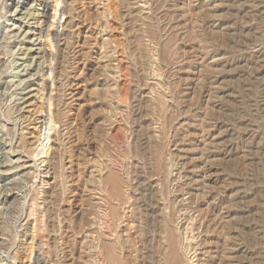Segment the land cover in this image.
Returning <instances> with one entry per match:
<instances>
[{"label":"rangeland","instance_id":"obj_1","mask_svg":"<svg viewBox=\"0 0 264 264\" xmlns=\"http://www.w3.org/2000/svg\"><path fill=\"white\" fill-rule=\"evenodd\" d=\"M40 4L0 0V264H164L168 230L194 264H264V0H65L51 78Z\"/></svg>","mask_w":264,"mask_h":264},{"label":"bare ground","instance_id":"obj_2","mask_svg":"<svg viewBox=\"0 0 264 264\" xmlns=\"http://www.w3.org/2000/svg\"><path fill=\"white\" fill-rule=\"evenodd\" d=\"M65 3V0H41V4L40 6H43V18H45V20L43 21L45 24H46V35L43 36L45 38L44 42H40V50L42 52V57L40 58L41 60H43V63L42 64H45V66L47 67V73L49 72V77L51 78V76L53 75L54 72H56V67H54L53 63H54V60L57 59L56 56H54V53H52L50 50H52L54 48V40H51V36H53L54 38L53 39H57L59 38V33L56 29H58V26H59V22H60V19L62 18V16H64L65 14H67V7H66V4L65 6L62 7V4ZM73 9V8H72ZM50 10H52V14H51V18L52 20H49V17H50ZM72 14V13H71ZM55 32H52L54 31ZM41 33H42V30H41ZM40 33V34H41ZM17 35V34H16ZM15 35V36H16ZM25 35V34H24ZM61 38V37H60ZM27 51H30L32 50L31 48L30 49H26ZM37 52V51H35ZM4 55V54H3ZM59 60V59H58ZM57 60V61H58ZM38 74V73H37ZM64 75V74H63ZM50 78H47L46 75L43 76V83H42V86L41 88H39L38 90V93L41 95L39 98H36L40 103V107L39 109L36 111V115H39V118H36L34 119V122H35V128L36 129V132L38 134L37 136V140L36 142L34 143V145L32 146V148H30V152L29 153H26L28 157L31 158V161L33 162V164H30L28 166V168H37L40 169L41 167V164L44 163L46 160V157L48 156V152H49V144H50V141H51V134H52V131L55 129L56 125L58 124L57 121L54 119V116L55 115H52V97L48 99V97H46V95L48 96V90L50 89V84L52 83V85H54V80H52V82L50 81ZM53 91V90H52ZM52 93V92H51ZM46 100L47 102L49 103L46 107ZM44 102L45 105H44ZM56 107V106H55ZM34 112V111H33ZM58 113V112H57ZM57 115V114H56ZM61 116V115H60ZM58 118V117H57ZM32 121V120H31ZM59 121V120H58ZM68 128V127H67ZM63 150V149H62ZM52 156V155H51ZM27 157V158H28ZM23 158V157H22ZM52 158V157H51ZM54 159V157L52 158ZM21 160V159H20ZM30 161H28L27 163H29ZM40 167V168H39ZM25 168V167H24ZM39 172V171H38ZM37 172V173H38ZM32 176H34L33 174H31ZM37 176V175H36ZM35 176V178H36ZM38 178V176H37ZM102 180V179H101ZM106 180V179H105ZM104 180V182H105ZM108 180L109 182H111L109 184L110 185H113V186H110L113 187L111 189H113V192L112 193H118L119 191V188H120V183H119V179L116 175L114 174H111L109 177H108ZM124 181V180H123ZM99 182V181H98ZM102 181V184L104 183ZM100 183V182H99ZM108 183V182H107ZM106 183V184H107ZM101 185V184H100ZM123 187H124V184H123ZM122 187V188H123ZM129 188V186H128ZM55 189V188H54ZM108 191L110 192V190L108 189ZM112 191V190H111ZM122 191V190H121ZM111 193V192H110ZM55 194V193H54ZM119 194V193H118ZM122 194V193H120ZM111 195V194H110ZM115 195V194H114ZM39 196V195H38ZM117 196V195H116ZM121 196V195H120ZM118 195V197H120ZM127 196V195H126ZM114 197V196H113ZM124 198V197H123ZM129 198V197H128ZM112 199V198H111ZM115 199V198H114ZM132 199V198H131ZM119 200V199H118ZM129 200V199H128ZM52 201V200H51ZM111 201V200H110ZM115 201V200H114ZM53 202V201H52ZM108 202V201H107ZM121 203V201H120ZM129 203V201H128ZM52 204V203H51ZM55 204V202H54ZM110 205V204H109ZM108 205V208H110V215H109V220L111 222L112 220V226L115 228L117 225L116 224H119L118 221H120V218L122 217H119V214H118V209L116 208H113V207H109ZM40 206V205H39ZM111 206V205H110ZM131 206V205H130ZM99 207V206H98ZM97 207V208H98ZM40 208H42L40 206ZM39 208V209H40ZM100 209V208H99ZM130 209V208H129ZM41 210V209H40ZM51 212V210H50ZM43 211H40V215H42ZM98 213V212H97ZM96 213V214H97ZM132 213V212H131ZM44 217V215L42 216ZM98 217V215H97ZM92 218V217H91ZM37 219V218H36ZM41 219L38 223H37V226L36 227H33V228H41V230H44L43 229V218H39ZM126 219H129L128 217ZM132 219V218H131ZM37 221V220H36ZM96 221V220H95ZM130 221V220H129ZM132 221V220H131ZM128 222V221H127ZM120 224H122V221L120 222ZM40 225V226H39ZM42 225V226H41ZM132 225V224H131ZM133 226V225H132ZM131 226V227H132ZM119 227V226H118ZM117 227V228H118ZM89 228V227H88ZM133 228V227H132ZM110 229H113V228H110ZM35 230V229H34ZM114 230V229H113ZM116 230V229H115ZM46 231V229H45ZM118 231V230H117ZM162 231V230H161ZM41 232V231H40ZM116 232V231H115ZM164 232V231H163ZM166 232V231H165ZM164 232V234H165ZM118 234V233H117ZM161 234V233H160ZM166 235V234H165ZM164 235V236H165ZM43 236V235H42ZM120 236V235H119ZM118 236V237H119ZM124 237V236H123ZM122 238V237H120ZM165 239V237H162V239ZM163 239V240H164ZM187 239V238H186ZM34 240V238H33ZM122 241V240H120ZM166 255H165V261H164V264H194V260L192 258V253L190 251V249H186V253L180 248V244H179V240L177 239V236L175 234V232L173 230H168V233H167V238L166 240ZM123 242V241H122ZM103 244L100 245V248H102L101 252H102V257H103V260L104 261H107L108 264H115L116 260H117V248L114 244H107L104 242H102ZM120 244V243H119ZM188 244V243H187ZM119 247V245L117 246ZM126 247V246H124ZM127 249V248H126ZM183 252H181V250ZM194 249V248H193ZM128 250V249H127ZM193 251V250H192ZM119 253V252H118ZM195 253V252H194ZM193 253V255H194ZM34 254V251H33V245L31 246V251H30V254L29 256L27 257L28 260H31L32 256ZM183 254L185 256H183ZM191 254V256H190ZM119 257V256H118ZM120 258V257H119ZM160 259V258H159ZM161 260V259H160ZM120 261V260H119ZM117 261V262H119ZM116 262V264H117ZM106 263V262H105ZM33 264H45L42 259H40V257L37 255L35 260L33 261ZM52 264V263H51Z\"/></svg>","mask_w":264,"mask_h":264}]
</instances>
